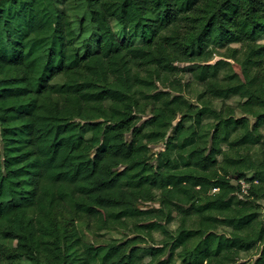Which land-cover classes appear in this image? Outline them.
Segmentation results:
<instances>
[{"label":"trees","instance_id":"trees-1","mask_svg":"<svg viewBox=\"0 0 264 264\" xmlns=\"http://www.w3.org/2000/svg\"><path fill=\"white\" fill-rule=\"evenodd\" d=\"M66 1L0 0V264H264V0H85L93 46Z\"/></svg>","mask_w":264,"mask_h":264},{"label":"rangeland","instance_id":"rangeland-1","mask_svg":"<svg viewBox=\"0 0 264 264\" xmlns=\"http://www.w3.org/2000/svg\"><path fill=\"white\" fill-rule=\"evenodd\" d=\"M60 7L62 9H64L70 16L71 20L73 21L74 26L76 27V31H78L79 34V39H78V44L81 45L85 42H89L90 46H93L94 44V37L96 36V31L93 27V25L90 22H85V19L87 18L88 15V8H87V4L85 0H68L62 4H60ZM82 21H83V26H82ZM112 22V26L113 29H115L116 32L118 33H125V28L122 26L117 25V23H115V21H111ZM80 24H81V30H80ZM94 35V36H93ZM138 41V40H137ZM231 46H239V43H232ZM226 48L225 45H221L219 46V52L224 51ZM221 55H214L212 61L220 58ZM179 66H184V67H189L191 65V63H178ZM184 81L187 79V76H184ZM182 79V81H183ZM203 86L198 85V84H191L190 86H188L185 90H184V96L191 102H197V97L198 94L202 91ZM226 103L231 104V105H236L237 102L239 101V96L232 94L229 95L225 100ZM213 105L219 109L222 106V100H214ZM237 114H240L239 110H237ZM212 117L210 116H204L203 117V121H211ZM251 121H253V118H251ZM190 123L189 120H184V124L188 125ZM175 124V121H174ZM260 131L262 132V134L264 135V125L260 127ZM82 134L85 137H88L90 135L89 129L84 126L81 129ZM264 140V137H263ZM224 147H226L225 144H223ZM163 148V144L159 143L157 145L152 146V153L155 152L156 150L162 149ZM249 152L251 154H253L254 157H260L263 150L259 145H254L253 148L251 150H249ZM220 157V156H219ZM250 175V174H249ZM239 183L241 185L242 188V192L238 193V196L240 198H244L245 195L247 194V187L249 186V182H247L244 179H240ZM215 190V189H213ZM260 204H263L262 200H259ZM140 207H149V206H158V204L154 201H150V202H140L139 203ZM262 207H261V211H262ZM59 217L63 220H67L68 218V213L64 210H59ZM194 220L193 218L188 220L187 222V226H192L194 225ZM79 227L84 235V237L89 240V241H98V240H107L110 238H115L116 240H122L124 238H126L127 236H132L134 235V232L132 230V227L129 226L127 229L124 230H120V229H116V230H108V229H104L101 230L98 233H92L90 231L87 230V228L85 229L84 225L81 223H79ZM166 228L169 231L175 232V229L178 226V220L177 217L169 222V223H165ZM231 228L227 225L221 224L218 227V231L219 232H225L227 233ZM153 236L156 240H158L159 238L162 237V232L160 229H154L153 230ZM0 242H3L5 244H8L9 246H14L15 244V240L13 239H5L0 235ZM142 246H144V243H141ZM258 253V246L251 248L249 250H241V252H239V262H241V264H252L253 260L256 258ZM147 259V257L145 258ZM2 264H33L31 263L29 260H27L25 257L23 256H18L16 258H14L12 261H7V260H3Z\"/></svg>","mask_w":264,"mask_h":264}]
</instances>
